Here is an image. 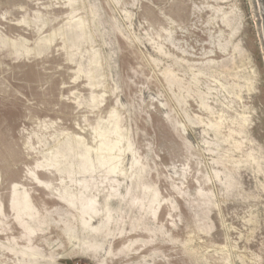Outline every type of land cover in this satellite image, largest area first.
I'll return each mask as SVG.
<instances>
[{"label":"rangeland","instance_id":"obj_1","mask_svg":"<svg viewBox=\"0 0 264 264\" xmlns=\"http://www.w3.org/2000/svg\"><path fill=\"white\" fill-rule=\"evenodd\" d=\"M0 264H264L241 0H0Z\"/></svg>","mask_w":264,"mask_h":264},{"label":"water","instance_id":"obj_2","mask_svg":"<svg viewBox=\"0 0 264 264\" xmlns=\"http://www.w3.org/2000/svg\"><path fill=\"white\" fill-rule=\"evenodd\" d=\"M264 123V0H241Z\"/></svg>","mask_w":264,"mask_h":264}]
</instances>
